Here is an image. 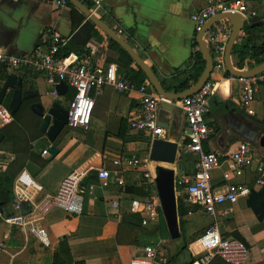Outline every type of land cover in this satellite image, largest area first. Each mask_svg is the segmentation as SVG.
Returning a JSON list of instances; mask_svg holds the SVG:
<instances>
[{"label":"crops","instance_id":"obj_1","mask_svg":"<svg viewBox=\"0 0 264 264\" xmlns=\"http://www.w3.org/2000/svg\"><path fill=\"white\" fill-rule=\"evenodd\" d=\"M81 2L88 3L90 7H87L92 12L95 10L91 2ZM203 6L204 0H105L96 16L114 30L132 32L133 40L140 50V53L137 52L142 55H140L142 58L144 57L143 60L151 68L154 67L160 77L168 79L177 72L185 70L195 50H200L199 45L195 46L198 35H195L191 16ZM251 7L256 8L257 14L248 20L247 25L259 26L264 22V2H254ZM71 11L69 5L60 7L49 0H0V53L7 56L44 53L48 49L49 38L52 35H59L67 43L74 33L71 25ZM219 21L212 24L206 32L214 29ZM242 35L245 36L242 32L237 44L244 37ZM108 39L98 29L97 35L87 46V53L85 52L89 63L91 66L114 67L119 76L126 78L128 75L121 65V55L109 47ZM77 58L79 57H72L67 62ZM235 61L232 54L234 67L241 71L249 70L254 65V62L248 60L245 62V67L239 69ZM130 68L133 71L138 70L135 63ZM10 75L23 79L24 90L30 92L19 111L25 103L30 104L29 112L35 104L39 103L46 110L53 104H59L66 109L70 102L69 95L75 92L68 87L65 96L54 95L57 84H51L45 76L29 70L16 71L7 67L0 68V92ZM210 80L217 85V90L211 111L206 118L212 134L204 144V150L215 152L223 157L221 166L211 172V184L219 193H223L225 191L223 186L226 184L224 175L230 174L231 183L244 185L251 190H260L264 186L261 187L257 183V162L250 168L236 172L231 170L228 157L240 144L247 143L256 151L257 161L264 159V149L259 144L264 133L262 127L257 125V122L264 123V83L260 86L255 101L244 106L241 103V81L233 77L226 66L223 69H214ZM147 83H149L148 80L143 84ZM134 85L137 87L136 84ZM50 95L54 98L51 102L47 97ZM59 98H63L64 104L59 102ZM11 100L10 92L0 105L9 109ZM142 101L143 96L138 91L120 94L114 87L105 86L103 95L96 98L89 129L85 131L66 127L53 144L40 130L41 118L32 111L39 118V131L43 135L32 143L33 152L41 155L48 164L40 168L28 162L21 174H26L42 188L38 192L32 191L33 195L36 193V201H38L44 196L54 195L61 182L72 173H86L88 177L83 183L86 190L84 212L81 216H69L56 209L45 217L41 225L49 234L50 247H44L34 236H27L21 230L25 238L24 242L19 245L12 244L9 224L0 223V241L6 244L5 254L10 257V260L6 262H2L0 258V264H15L20 257L28 259L27 262L34 259L32 264H39L41 259L35 254L36 252L32 251L30 237L35 238L39 245L50 253L53 252L52 262L54 255L61 250L60 243L67 241L73 262L87 264L84 257H77L74 254L73 242L79 239L81 234L96 242H113L117 248L118 257L122 256L116 237L121 217L132 214V200L135 197L151 194L161 205L154 178L156 168L163 164L150 159L152 137L147 132H137L131 128V122L141 117ZM19 111L15 115L11 113L13 122ZM158 116L159 125L165 132L164 140L174 142L178 147L176 161L171 168L175 170V174L182 170L193 172L198 156L184 154L182 151L183 145L190 140L186 131V116L179 102L160 104ZM5 139L4 133L0 146ZM53 146L55 150L52 149ZM6 147L7 152L1 154L4 168L2 174L15 159V155L9 149V142H6ZM122 158H137L143 164L141 167L127 169L115 166L113 162ZM102 168H106L110 173L108 180L99 179L98 171ZM116 178L122 179L124 185H119ZM14 200L13 204L7 207L11 214L16 211L13 210L15 209ZM177 201L179 202L178 197ZM247 202L248 197L241 198L234 204L220 206L216 220L211 219L197 207L188 206L195 208L196 211L183 219L186 242L183 240L181 229L179 239L174 240L171 237L175 243L167 244L165 247L160 245L161 253L167 259L166 264H188L191 258L195 260L192 252L196 253L199 250L197 241L215 221L219 223L224 236L234 238V233H238L247 244L250 250L247 264H264V213H255L248 207ZM2 216L0 211V220L4 218ZM193 222L195 224L191 228ZM145 229L149 235L141 238L140 246L132 248L131 259L139 253V248L154 243L153 238L158 237L152 235L157 229L156 226L152 225ZM88 234L91 237H88ZM184 247L186 250L180 253ZM177 248L179 251L175 252ZM183 256H189V261L182 263ZM121 264L126 262L123 261ZM210 264L226 263L217 258Z\"/></svg>","mask_w":264,"mask_h":264},{"label":"built area","instance_id":"obj_2","mask_svg":"<svg viewBox=\"0 0 264 264\" xmlns=\"http://www.w3.org/2000/svg\"><path fill=\"white\" fill-rule=\"evenodd\" d=\"M88 1L94 5L93 13L96 15L103 7L105 0H80ZM56 6L65 7L67 0H49ZM254 2L264 0H204V6L192 14L191 21L194 25L195 35H198L213 18L220 15L237 14L247 22L257 14L256 8L251 7ZM232 25L229 20L219 21L214 29L204 34V40L211 52L214 69H223L226 66V48L231 37ZM121 35V31L118 33ZM244 35H242L243 37ZM66 40L59 35L49 38L46 52H35L28 56H7L0 53V68L7 67L12 70H29L41 74L51 84L64 82L75 91V96L69 102L66 110L69 114L67 127L87 131L91 125L96 98L103 95L105 86H112L120 94H129L138 91L143 96L141 117L131 122V128L137 132H147L153 140L164 139L165 132L159 125L158 108L160 104H172L173 101L159 96L153 87L147 83L135 86L131 81L117 74L114 67L91 66L88 56L84 53L72 62L61 60L57 57L60 46ZM242 86L241 103L247 106L255 101L260 86L264 83V74L257 77L240 79ZM217 90V85L209 79L203 88L193 96L179 102L186 116L187 134L190 142L183 145L184 154H195L198 161L193 172L182 170L175 176L176 196L186 206L197 207L211 219L216 220L218 208L225 204H234L241 198H247L251 189L241 184L229 181L230 174L224 175L225 191L219 193L211 184V172L219 168L223 157L215 152L204 150V144L212 134L206 118L212 108V101ZM54 91V95H56ZM13 122V116L8 108L0 105V129ZM231 170L241 172L252 167L257 162L258 185L264 186V159L257 161L256 151L247 144H240L228 157ZM115 166L122 169L137 168L142 166L137 158H122L115 160ZM4 170L0 153V175ZM101 181L108 180L110 173L106 168L98 171ZM83 172H74L66 177L54 195H47L36 201V193L41 191L32 178L21 174L15 181L13 195L15 213L2 216L9 225L18 227L24 234L34 236L44 247L51 246L49 234L42 227L41 222L53 210H61L69 216H81L85 207L86 190L83 182L87 178ZM148 177V176H146ZM119 185L124 181L116 178ZM92 189V188H91ZM131 213L140 215L142 226L160 227L162 209L161 205L150 194L135 197L131 202ZM199 250L192 252L195 260L192 264H210L215 258L227 264H247L250 250L248 246L232 237L223 235L219 223L216 221L197 241ZM161 243H149L139 248L136 254L126 264H166L167 259L160 250ZM7 246L0 241V252H6Z\"/></svg>","mask_w":264,"mask_h":264},{"label":"trees","instance_id":"obj_3","mask_svg":"<svg viewBox=\"0 0 264 264\" xmlns=\"http://www.w3.org/2000/svg\"><path fill=\"white\" fill-rule=\"evenodd\" d=\"M84 4L90 7L88 3L85 2ZM68 5L72 9L71 25L74 33L68 40V42L63 46H60L59 48L57 57L61 60H68L72 57H79L85 52L87 53L86 49L88 44L97 35L98 32V29L93 22L86 20V18L70 3ZM115 30L118 33L120 32L117 29ZM243 33L245 34V36L242 38L240 43L236 44L233 50V55L236 59L235 62L237 67L239 69H243L245 67V62L248 60L254 62V65H252V67L263 64L264 22L259 26L246 25ZM121 36L136 51L140 53L139 47L133 40L132 32L125 33L122 31ZM108 41L109 47L112 50L119 52L121 55V65L126 69L128 75L126 76V79L131 81L133 84H136L137 86L143 84L147 80L144 72L139 67L137 71H133L130 68L131 65L134 64L133 59L118 44L110 39H108ZM195 46H198L196 42ZM205 65L206 63L200 50H195L189 64L187 65V68L183 71L177 72L176 75L171 78L164 79L158 75L154 67H152V69L158 76L164 90L167 93L181 94L189 90L191 86L199 80L205 70ZM74 96L75 92H71V94L69 95V100L72 101L74 99ZM29 105V103H25L19 113L15 116V121L3 128L6 139L0 146V153L3 154L7 152L6 142H9V149L15 155V159L8 166L4 174L0 176V211L3 216L11 215V213L8 212L7 207L13 204V185L16 178L26 168L27 163L32 162L38 165L40 168H44L48 164V161L45 160L41 155L33 152L32 143L41 138L43 135L39 131V118L32 111H28L30 110ZM257 125H260L262 127L264 133V123L257 122ZM195 211V208L186 206L184 202L179 199L178 215L182 228V237L185 242L186 232L185 222L183 219L188 214ZM162 226L163 225L161 221L160 227L155 229V232L152 233L154 237L161 236L163 230ZM146 235L149 234L142 226V218L140 215L130 214L121 217L116 242L119 247L120 253L124 257V261L126 263H128L131 259L132 248L140 246L141 238ZM234 238L244 242V240L238 233H234ZM60 248V252L55 254L53 257V264H84L83 262H73V259L70 256L67 241H62L60 243ZM185 250L186 247H184L180 253H183ZM64 254L66 255L65 257ZM216 259L217 258H215L214 260ZM193 261L194 259L191 258V261L188 264H191ZM223 262L226 263L225 261Z\"/></svg>","mask_w":264,"mask_h":264},{"label":"water","instance_id":"obj_4","mask_svg":"<svg viewBox=\"0 0 264 264\" xmlns=\"http://www.w3.org/2000/svg\"><path fill=\"white\" fill-rule=\"evenodd\" d=\"M71 5L76 7L87 20L93 22L95 26L103 32L107 38L118 44L124 49L133 59L137 67H139L147 77L149 84L154 91L161 97L171 100L180 101L187 97L198 93L203 86L209 81L214 71V62L210 50L203 38L208 28L219 20L227 19L232 23V34L226 48V68L229 73L239 79H247L257 77L264 74V63L252 67L249 70H237L232 62V54L234 47L237 44L240 35L244 31L247 21L237 14L220 15L213 18L197 36V43L200 47V52L205 60V70L199 80L186 92L181 94L167 93L158 76L152 68L143 60L140 54L114 29L104 23L101 18L97 17L87 6L80 0H68ZM23 79L17 76L10 75L7 77L4 86L0 92V104L3 103L6 95L12 93V100L9 105V110L15 115L23 101L28 99L30 92L23 88ZM55 90L59 96H65L68 92V85L64 82L57 84ZM32 111L41 118L40 130L47 135L49 141L53 144L58 136L67 127L69 114L68 111L59 104H53L49 109H45L40 103L32 107ZM4 138L3 130L0 129V143ZM260 147L264 149V135L260 138ZM55 150V146L52 147ZM177 144L164 139L153 140L151 145L150 159L154 162L162 163L163 166H158L155 171L154 182L156 185L158 197L161 203L162 213L164 215L168 231L171 237L176 240L181 237V226L178 215V201L175 190V170L171 168L175 164L177 155ZM247 205L255 213H264V187L260 190H251L248 197Z\"/></svg>","mask_w":264,"mask_h":264},{"label":"rangeland","instance_id":"obj_5","mask_svg":"<svg viewBox=\"0 0 264 264\" xmlns=\"http://www.w3.org/2000/svg\"><path fill=\"white\" fill-rule=\"evenodd\" d=\"M48 101H53L54 98L50 95L47 96ZM63 98H59V102L63 103ZM64 104V103H63ZM15 210V209H13ZM0 223L4 224L6 223V220L2 219L0 220ZM195 222L191 223V228ZM162 234L161 236H158L157 238H153L154 243L160 242L163 247H165L167 244H173L175 243L170 236V233L167 229V224L164 218V215H162ZM9 232L11 234V243L15 245H19V243L24 242V236L21 234V231L19 228H17L14 225H8ZM88 237H91L89 234ZM30 243L33 246L32 251L36 252L35 254L39 256L40 263L41 264H52V254L53 252H49V250L43 248L41 245H39V242L33 238L30 237ZM74 247V254L77 255V257H84V259L87 261V264H121L125 259L123 256L118 257L117 254V248L115 247L113 242H96L94 240H91L90 238H86L84 234H81V237L73 242ZM37 249V250H36ZM162 252V247L160 248ZM179 249L177 248L175 252H178ZM34 254V255H35ZM65 257V256H64ZM184 258L181 259V262H188L189 256H183ZM1 261L6 262L10 260V257L8 254H5V252H1ZM28 259L25 260V257H20L16 260L15 264H32L34 263V259H30V262H27ZM36 261V258H35ZM37 262V261H36ZM39 263V264H40Z\"/></svg>","mask_w":264,"mask_h":264},{"label":"bare ground","instance_id":"obj_6","mask_svg":"<svg viewBox=\"0 0 264 264\" xmlns=\"http://www.w3.org/2000/svg\"><path fill=\"white\" fill-rule=\"evenodd\" d=\"M160 165V164H159Z\"/></svg>","mask_w":264,"mask_h":264}]
</instances>
